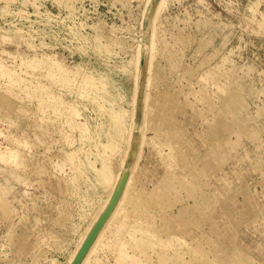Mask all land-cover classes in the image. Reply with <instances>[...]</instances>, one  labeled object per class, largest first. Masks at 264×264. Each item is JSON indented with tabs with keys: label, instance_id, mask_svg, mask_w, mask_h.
Instances as JSON below:
<instances>
[{
	"label": "rangeland",
	"instance_id": "374dc122",
	"mask_svg": "<svg viewBox=\"0 0 264 264\" xmlns=\"http://www.w3.org/2000/svg\"><path fill=\"white\" fill-rule=\"evenodd\" d=\"M167 92L181 126L156 115ZM3 94L18 106L0 105V264H188L198 236L264 264V0H0ZM163 192L172 207L148 201ZM185 210H204L187 236ZM140 226L147 254L131 245Z\"/></svg>",
	"mask_w": 264,
	"mask_h": 264
},
{
	"label": "bare ground",
	"instance_id": "6f19581e",
	"mask_svg": "<svg viewBox=\"0 0 264 264\" xmlns=\"http://www.w3.org/2000/svg\"><path fill=\"white\" fill-rule=\"evenodd\" d=\"M161 6H159L158 7V9H157V14H159V12H160V8ZM135 36H136V34H135ZM103 39H108V40H110V41H112V40H114V39H117L116 41H118V44L119 45H121V47L122 46H125V49L127 48V47H129L128 45H127V43L124 41V40H119L118 38H115V37H113V36H110V37H102ZM99 39V38H98ZM97 39V40H98ZM137 39V38H136ZM156 39V38H155ZM101 41V40H100ZM129 43V42H128ZM124 49V48H123ZM141 51V50H140ZM156 51H157V49H156ZM158 51H159V49H158ZM159 54V53H158ZM175 59V58H174ZM176 61V60H175ZM134 62H137L136 60L134 61ZM152 64H153V62H152ZM137 65V64H136ZM12 77L14 78V79H16V77L13 75V73H12ZM92 80L94 81V82H96V83H99L100 85H94L93 83L94 82H92L91 80H90V82L89 83H86V88H88V87H93V86H97V87H102L101 89H105V91L106 90H108V87H107V83L105 82V80H104V78L103 77H96V78H92ZM155 80V79H154ZM157 80V79H156ZM161 80V79H160ZM158 81H159V79H158ZM159 84V83H158ZM17 85V84H16ZM10 87V86H9ZM12 91H13V89H12ZM170 91V90H169ZM140 93L142 92L141 90L139 91ZM139 93V94H140ZM8 94V93H7ZM6 94V95H7ZM157 96V95H156ZM155 96V97H156ZM172 97V96H171ZM171 97H170V95H169V93L167 92V93H161L159 96H157V98H152L153 99V101H151L152 103H155V111H157L156 112V115H158V117L160 118V120L162 119V121H165V120H169V122L170 121H172V122H174V123H172L173 125L175 124H179L180 125V123L182 122H184L185 121V119H184V117L186 116V114L188 113L187 111V113H185V111L183 110V106H181L182 104H178V102H175L174 100H172L171 99ZM11 98H13V97H11ZM104 98V96H99V97H97V98H95L94 99V101H96L95 102V104H94V106H96L97 107V104H98V102L100 101V100H102ZM151 99V100H152ZM14 101V100H13ZM16 102V101H15ZM138 105H136V112H135V119H134V133H133V138H132V143H131V147H130V154H128V157H127V159H126V165H127V170H128V173H122L121 174V177H119L120 179H119V182H118V184H117V187H116V189L115 188H113V190L115 189V192H114V196H115V198H121V195H122V192H123V190H124V188H125V184H126V182H127V179H128V177H129V171L132 169V167H133V164H134V162H135V160H136V157H137V153H138V146H139V141H140V138H141V124H142V120H143V109H144V102H143V98H142V100L140 99L139 100V102L137 103ZM0 105L1 106H10L11 108H12V106H18L17 105V103H14V102H12L11 100H10V98L9 97H7V96H4V94L3 95H1L0 96ZM153 106V105H152ZM20 108H21V110H20ZM192 109V108H191ZM18 110L20 111V115L22 114V115H24V116H26L27 115V111L25 110V108H23V107H19L18 108ZM152 110H154V108L152 109ZM189 111V110H188ZM154 112V111H153ZM90 113V112H89ZM111 116L113 117V122H116V124H115V127H117L118 128V122H117V119H118V117H117V115H116V113H114V112H111ZM80 115V114H79ZM78 115V116H79ZM156 115L154 114V116L156 117ZM148 116H150V115H148ZM152 116H153V114H152ZM62 117V116H61ZM95 117V116H94ZM146 117H147V115H146ZM154 117V118H155ZM187 117H189L188 116V114H187ZM45 118V117H44ZM148 118H151V117H148ZM155 119H153V121H154ZM64 121V120H63ZM95 121V120H94ZM157 121L159 122V120L157 119ZM161 121V122H162ZM155 122V121H154ZM160 123V122H159ZM158 123V124H159ZM185 123V122H184ZM65 124H67V123H65ZM73 125L72 123H69L68 124V126L67 127H70L69 125ZM166 124H167V122H166ZM171 124V125H172ZM94 125V124H93ZM162 125V124H161ZM160 125V126H161ZM168 125H169V123H168ZM175 125H174V127H175ZM184 125V124H183ZM88 126H89V124H88ZM91 126V125H90ZM181 126V125H180ZM179 126V128H181ZM186 126H187V124H186ZM164 127V126H163ZM169 127V126H168ZM183 127V126H182ZM177 128H178V126H177ZM178 128V129H179ZM67 129V128H66ZM65 129V130H66ZM170 129V128H169ZM68 130H70V129H68ZM49 131V130H48ZM118 131V130H117ZM122 130L121 129H119V132H121ZM67 133V132H66ZM168 133H171V132H168ZM174 133V132H173ZM254 133V131L253 130H251V134H253ZM211 134H212V132H211ZM210 135V134H209ZM208 135V136H209ZM215 134H214V132H213V136H214ZM107 136H109V146H108V148H112V146L111 145H113V143L114 142H116V140L118 139V138H120L121 136H119V133L117 132H115L114 131V133L112 134L111 133V131H109V133H108V135ZM212 135H210V138L212 137V139L215 137H213ZM65 137V136H64ZM46 139H48V138H46ZM45 139V140H46ZM48 142V141H47ZM69 150H71V149H69ZM182 152H183V150H182ZM184 153V152H183ZM181 154V155H180ZM180 154H178L180 157L182 156V155H184V154H182V153H180ZM121 157H122V155H118L117 156V160H120L121 159ZM179 157V158H180ZM183 157V156H182ZM185 158V160L184 161H186V156H184ZM0 158H3V160H5L6 162H8V161H10V160H8L7 159V157H6V155H5V153H4V155H2V157L0 156ZM182 159V158H181ZM183 160V159H182ZM11 164V163H10ZM62 167V166H61ZM186 167H187V165H186ZM126 168V167H125ZM188 168V167H187ZM113 169H114V167H113ZM113 171V173H114V170H112ZM84 174V173H83ZM117 175V174H116ZM117 176H119V174L117 175ZM167 177V176H166ZM138 178V177H137ZM117 179H118V177H117ZM117 179H116V181H117ZM138 180V179H137ZM139 181H141L140 179H139ZM143 181L144 180H142L141 182L143 183ZM167 181H168V179H167ZM134 182H136V183H140V182H137L136 180L134 181ZM133 182V183H134ZM145 182V181H144ZM112 183H113V179H112ZM135 184V183H134ZM146 185V184H145ZM143 186V188L144 187H146V186ZM129 186V185H128ZM136 186H138V184L136 185ZM127 187V186H126ZM139 188H140V186H138ZM137 187V188H138ZM138 188V189H139ZM142 188V189H143ZM148 188V187H147ZM147 188H145V189H147ZM129 189V188H128ZM224 189V188H223ZM139 190H141V188L139 189ZM131 191V190H130ZM166 191V190H165ZM222 191V190H221ZM224 191V190H223ZM222 191V192H223ZM167 192H168V190H167ZM141 193V192H140ZM143 193V192H142ZM161 193V192H160ZM142 195H144V194H142ZM149 195V194H148ZM125 198H126V195L124 196ZM147 198V196L144 198V199H146ZM148 199V198H147ZM146 199V200H147ZM214 200V199H213ZM148 201H150V202H152L153 203V205H160V206H162V207H165V208H168V207H172V205H174L175 203H174V201L172 200V198H171V195L169 194V193H162L161 195H159V197H157V196H154V197H150L149 199H148ZM212 201V200H211ZM127 202V201H126ZM131 203V202H130ZM174 203V204H173ZM205 209L206 210H208V204H206L205 203ZM204 209V210H205ZM204 210H203V212H204ZM203 212L201 211H197V210H190V212H187L186 210L185 211H183V212H181V215L182 216H184V219L185 220H187V223L184 221V223H185V226H186V228H185V235L187 236V235H190L191 234V230L193 229V228H197V229H200L201 228V226H202V224H203V222H204V219H203V217H202V215H203ZM179 220H181V219H179ZM236 224H237V221L235 222ZM182 225H183V223H182ZM138 226V225H137ZM136 226V227H137ZM142 226V225H141ZM140 226V228L139 229H141L140 231H139V235L137 236V239H136V241H133V243L131 244L133 247H135L136 248V250H138L140 253H148V251H151V249L153 248V249H155V245H154V243L153 242H151L150 240H148L147 239V237H146V234H147V232H148V228H147V230H146V227H145V229H144V227L142 228ZM169 226V225H168ZM171 227V226H170ZM167 228V227H166ZM169 228V227H168ZM172 229V228H171ZM174 229V228H173ZM194 231V230H193ZM144 233H145V238H144ZM176 233V232H175ZM142 235V236H141ZM177 235V234H176ZM141 236V237H140ZM176 237H178V235L176 236ZM175 238V237H174ZM207 244H205V242H204V240H203V238L202 237H200V236H198L195 240H192V242H191V244H189L188 245V252H187V260H186V262L188 263V264H231V263H234V261H235V259L234 258H232V256H231V258H229L227 255H224V256H222V255H219V254H217L214 250H211L210 248H208V246H206ZM90 246H91V242L89 241L86 245H85V247L83 248V250H82V254H81V256L83 257V256H85V253L86 252H88L89 251V249H90ZM243 250V249H242ZM241 250V251H242ZM240 251V252H241ZM241 253H243V252H241ZM244 258V257H243ZM159 260H160V262H162V263H164V264H166V253L165 252H162V254H161V256L159 257ZM247 261V260H246ZM242 263V262H241ZM243 263H245V264H247V262H244L243 261ZM236 264V263H235Z\"/></svg>",
	"mask_w": 264,
	"mask_h": 264
}]
</instances>
